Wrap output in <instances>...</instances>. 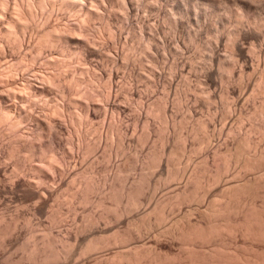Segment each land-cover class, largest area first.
Listing matches in <instances>:
<instances>
[{"label": "bare ground", "instance_id": "6f19581e", "mask_svg": "<svg viewBox=\"0 0 264 264\" xmlns=\"http://www.w3.org/2000/svg\"><path fill=\"white\" fill-rule=\"evenodd\" d=\"M163 1L0 0V196L34 201L27 213L35 219L56 201L46 215L56 224L61 199L101 207L57 235L42 225L41 238L40 221L27 218L23 239L4 238L23 257L3 264H264V117L253 124L257 141L232 125L250 116L252 93L264 94V0H171L167 13ZM228 23L234 28L225 34L219 28ZM167 29L179 35L167 37ZM190 75L204 86L184 80ZM179 83L192 106L214 103L220 87L227 118L220 128L214 111L191 114L199 118L179 132ZM261 112L264 97L254 115ZM141 142L151 144L132 153ZM96 155L122 159L99 178ZM183 159L189 169L180 170ZM130 169L138 172L129 177ZM184 204L181 218L163 225L168 207ZM14 216L0 212V245L17 227ZM173 241L176 252L163 250Z\"/></svg>", "mask_w": 264, "mask_h": 264}, {"label": "rangeland", "instance_id": "374dc122", "mask_svg": "<svg viewBox=\"0 0 264 264\" xmlns=\"http://www.w3.org/2000/svg\"><path fill=\"white\" fill-rule=\"evenodd\" d=\"M166 2V0H164L163 1V7L164 8H166L165 9V13H167L168 11H166V10H168L169 8H168V6H171V4H170V2L172 3L173 1H169V3H168V1H167V3H165ZM168 4H170V5H168ZM165 5V6H164ZM214 24H216V23H214ZM213 24V25H214ZM232 24V23H228V25L226 24L224 27H223V29H222V27H220L219 29H220V31H222V32H224V30H225V34H227L228 32H230V30L232 31V29L234 28V24H233V27L232 26H230V25ZM217 25V24H216ZM215 25V26H216ZM228 26V27H227ZM225 28V29H224ZM228 29H230V30H228ZM228 30V31H227ZM167 37H170V38H172L174 35L175 36H177V35H179V33L178 34H176L175 32H174V34H173V31H170V30H166V32L164 33ZM205 40H207V37L205 38ZM185 43V42H184ZM224 44H222L221 43V47H220V49H221V53L222 54H224V55H226V56H228L229 55V49L227 48L228 46L226 45V43L225 42H223ZM224 45V46H223ZM174 46H175V43H174ZM186 46H188L189 47V49L190 50H192L193 49V51H191V53L189 52V54H195V51H197L198 49H197V47H195L194 45H191L190 46V44H188L187 42H186ZM195 47V48H194ZM194 49H195V51H194ZM223 49V50H222ZM189 50V51H190ZM226 50V51H225ZM205 51V50H204ZM223 51V52H222ZM225 51V52H224ZM206 52V51H205ZM180 55V53H177L175 56H179ZM197 61H199V60H197ZM163 66V65H162ZM162 66H161V68H162ZM158 69H160V68H158ZM157 69V70H158ZM118 70V73H119V75L120 76H122L123 75V77H125L126 78V70H124L123 68H118L117 69ZM123 70L125 71V72H123ZM122 71V72H121ZM121 72V73H120ZM122 74V75H121ZM123 77H121V80H123L122 78ZM184 78V80H186V79H188V81L190 82V83H192V85L193 86H195L196 88L197 87H199V88H201V87H203L204 85L201 83V80L200 79H196V76H194V78H193V75H190L189 77H187V76H184L183 77ZM189 79H191V80H189ZM139 81H141V82H139ZM139 81H137L136 83L138 84V88L142 91V89H143V91L144 92H147V91H150L149 89V87H148V85L146 84V82H145V80H139ZM183 81V79L181 78V80L179 81V82H182ZM183 83V82H182ZM182 83H179V87H178V85H177V88H178V91H179V94H180V92L182 91V89H183V87H182ZM140 84V85H139ZM181 85V86H180ZM146 86V87H145ZM201 86V87H200ZM181 87V88H180ZM159 88V91H160V89L162 88V90H164L163 89V86H159L158 87ZM145 89V90H144ZM147 89V90H146ZM142 91V92H143ZM216 91H217V96L215 97V101H214V103H207V104H204V103H206V102H194V101H192L193 102V105H196V106H192V103L191 102H189L188 101V99H187V97L185 98V96H186V94H184L183 92H181V94H180V97H181V107H178V108H176V109H174L175 107H177L176 105H174V107H173V109H174V114L176 115V118H178L177 120L181 123V124H183V125H181V127H180V130H179V132L180 133H185L186 131V129H187V127L191 124V123H193L194 121H195V119H197V118H199L200 116H202V117H200L199 119H202L203 117L204 118H207V117H209V115H211V113L213 114V112L215 111V113H216V115H217V118H216V126H217V128H220L221 127V124L219 125V123L221 122L220 120H222V124H223V122H225L226 120H227V118H225V115H226V113H225V111H224V108H222L223 109V111H222V109H221V107H223V106H226V102H225V105L223 104L224 103V97H223V95H222V92H221V89H220V87L219 86H217L216 87ZM183 93V94H182ZM252 93V92H251ZM253 94V93H252ZM251 94V96H249L248 97V103H250V104H248V103H246V106H245V109H247V110H249V112H250V116H253V117H250V116H247L245 119H242L240 122H236V121H234V122H232V125L233 126H235L236 125V127H234V129H236V130H238V131H236V132H238L239 133V135H248L252 140L254 139L255 141H257V140H259L260 139V136H261V133L262 132H259V130H258V128H256L253 124H254V122H256V123H258V121L260 122V119H261V116H262V118L264 117L263 115H264V113L263 112H261L259 115H257V116H255L254 115V113L256 112V109H257V107H259V105H260V102L262 101V99H263V97H264V94L263 93H259V94H253L252 95ZM261 94V95H260ZM263 94V95H262ZM183 95H185L184 96V99H183ZM259 96V97H258ZM222 99H221V98ZM254 98V99H252V98ZM186 99H187V101H186ZM229 101L231 100V98H229L228 99ZM251 102H250V101ZM261 100V101H260ZM184 102H186L185 104H184ZM215 102H216V104H215ZM190 103V105H188ZM197 103V104H196ZM221 103H222V105H221ZM183 104V105H182ZM199 104V105H198ZM200 104H201V106H200ZM133 105H135V103H133ZM206 105H209L208 107L206 106ZM214 105V106H213ZM194 107V109L195 110H193V108L192 107ZM205 106V107H204ZM217 106V107H216ZM188 107H191V108H188ZM204 107V108H203ZM206 107H207V109H209V111H208V113H207V111H206ZM209 107H214L213 109L211 108V111H210V108ZM217 109H216V108ZM197 108V109H196ZM199 108V109H198ZM226 108V107H225ZM201 109V110H200ZM218 109L220 110V114H219V111H218ZM178 110V111H177ZM191 111V112H190ZM198 111H199V113H198ZM190 112V113H189ZM196 112V113H195ZM201 112V113H200ZM189 113V114H188ZM210 113V114H209ZM191 114H192V116H193V114H198L199 115V117H195V116H198V115H195L194 117H190L191 116ZM183 115V116H182ZM187 115H189V117L187 116ZM220 115L222 116V117H220ZM261 115V116H260ZM223 116H224V120H223ZM259 116H260V118H259ZM126 117H127V119H128V115H126ZM185 117V118H184ZM188 117V120L186 119ZM227 117V116H226ZM250 117V118H249ZM257 118L258 120H256L255 118ZM125 118V117H124ZM123 118V119H124ZM255 119V121H254V119ZM126 119V118H125ZM124 119V120H125ZM186 121H185V120ZM194 119V120H193ZM220 119V120H219ZM154 120H155V122H154V124H156L158 127H161V120H159V119H155L154 118ZM125 121H128L127 122V124L129 123V124H131L133 121L132 120H125ZM184 121L186 122V123H184ZM219 121V122H218ZM253 121V122H252ZM161 123V124H160ZM220 126H218V125ZM131 125H133V123L131 124ZM130 125V126H131ZM134 126V125H133ZM133 126H131V127H133ZM157 126H156V128H157ZM255 127V128H254ZM139 129H142V127L141 126H139L138 128H137V130H136V133L137 134H139L137 131L139 130ZM182 129V130H181ZM142 131V130H141ZM141 131H140V133H141ZM248 132V133H247ZM91 133H92V137H91ZM90 133V135H89V137H90V140H92V139H94L96 136V134L97 133H95V131H92ZM237 133V134H238ZM241 133V134H240ZM246 133V134H245ZM94 134V135H93ZM68 135V136H67ZM67 135H65V137H64V140L66 139V142H67V139H68V141L69 140H71L70 138H73L74 139V137H73V135H72V132L70 133V134H67ZM260 135V136H259ZM95 136V137H94ZM70 137V138H69ZM253 137V138H252ZM259 138V139H258ZM95 140V139H94ZM111 140H112V142H114L113 140H115V138L114 137H112L111 138ZM145 143H147V144H149L148 142H145ZM144 143V144H145ZM158 144L156 145V143L155 142H153V144H154V146H155V148L157 147V149H160V147H161V143L160 142H157ZM142 142L141 143H135L134 145H133V147L131 148L132 149V153L134 152V150H137V149H140V148H143L144 147V149H140L141 150V152L143 151V150H145L147 147L145 146V145H147V144H145L144 145ZM150 144H151V142H150ZM149 144V145H150ZM138 145V146H137ZM144 145V146H143ZM136 148H135V147ZM142 146V147H141ZM146 147V148H145ZM134 148V149H133ZM259 150H263L264 151V146H261V148H259ZM141 152H139V154L141 153ZM135 153L138 155V151H135ZM101 154V153H100ZM99 154V155H100ZM198 154V153H197ZM92 155V154H91ZM196 155V154H195ZM195 155H193V160L195 159L196 161H199L200 159H199V157H198V155L200 156V153L197 155V159H196V157H195ZM90 156V155H89ZM98 155H96L95 156V158H94V160H93V166L95 167V168H97V170L96 171H98L97 173H96V175H98L97 177H101V178H103L104 176L105 177H108V175H110L112 172H113V170L111 169V162H113L112 163V166H113V164H115V163H117L118 161H117V158H118V156L119 155H115V156H113V157H111V160L108 158L107 159V157L104 159L103 157H101V156H98ZM90 157H93V156H90ZM114 157H115V161H114ZM6 156L5 157H2L1 159H4V160H1L2 162L3 161H5L6 162V164H8L9 163V166H7V168H8V171H10V172H12L13 171V169H12V163H11V160H9L10 158L9 157H7L6 159ZM97 158V159H96ZM102 158V159H101ZM119 159H122V156H119V158H118V160ZM98 161V162H97ZM8 162V163H7ZM181 163H179L178 165H180L179 166V168L180 167H182V170H186V169H189V167L191 166V165H189V164H192V163H190L189 161H187L186 160V162H185V159H183V160H181L180 161ZM185 162V163H184ZM189 162V163H188ZM188 163V164H187ZM86 165H87V163H85ZM84 164V166H86ZM187 164V165H186ZM95 165H97L98 167H96ZM188 165H189V167H188ZM24 167H22L21 168V170L23 171V168H24V170H26V163L23 165ZM110 166V167H109ZM45 167H47V166H45ZM100 167V168H99ZM188 167V168H187ZM99 168V169H98ZM12 169V170H11ZM48 169V168H47ZM101 169V170H100ZM21 170L20 171H18L19 173L18 174H24L25 173V171L24 172H21ZM112 170V171H111ZM131 170V172L129 173V171ZM127 173H129V177H131V176H134V175H136V173L138 172L137 170H134V169H130ZM180 170H181V168H180ZM27 171V170H26ZM101 171V172H100ZM101 174H100V173ZM154 172V171H153ZM254 172V174H258L259 173V171L258 170H256V171H253ZM252 172V173H253ZM108 173H110V174H108ZM251 173V174H252ZM104 177V178H105ZM180 181H183L184 180V178H180L179 179ZM178 180V181H179ZM177 181V180H176ZM104 183L102 182V184L101 185H103ZM105 184H108V183H105ZM104 184V186L103 187H107V185H105ZM76 185V184H75ZM75 188H77L78 189V186H76ZM165 189H167V188H164V189H162L163 190V194L165 193ZM74 191H75V189H73ZM162 190H160V191H162ZM102 191V192H101ZM105 191L107 192V188H105ZM104 189L102 190V188H101V190L99 191L100 192V194L102 195V193L104 194ZM160 191L159 192H157V195L160 197V196H162V192L160 193ZM167 192V191H166ZM158 193H160V194H158ZM5 195V194H4ZM0 196V212H3L4 211V213L6 214V215H8V216H14V217H16V222H17V227L16 228H14V230H16V231H14L13 229H12V231H11V233L13 234L14 232V235H11V233L10 234H8V235H6L5 237H3V239L4 238H6V240L7 239H9L8 237H18L19 239H23V236H24V234H25V236L27 235V233L29 232V228H28V225H27V218H32L31 220H32V222H33V220L34 221H38V224H39V221H40V223L41 224H39V228L36 230V232H37V235H39V237L41 238V235H43V232L42 231H44V229L43 228H40V227H42V225H44V227H48V225H49V227L51 226V229H52V232H54V233H56V232H60L61 231V229H62V227H61V229H60V226H62V225H66V226H73L76 222L77 223H80V220L83 218L84 219V217H82V216H84V215H86L85 216V219L87 218V213L90 211V213L89 214H93V212L95 211H98L99 209H101V207L100 208H98V206L96 207L95 206V203L92 205V203L90 202H88L87 204H80V203H77V201L76 200H74V199H71V200H67V201H65V200H63V199H61V203L63 202V204H64V207H63V204H62V206H60L61 208H60V212L58 213V214H60L59 215V217L61 218V222H57V224H56V222L55 223H53V222H51V220H50V218L48 219V218H46L47 216L46 215H48V209L50 208L49 206L47 207H45L46 208V213L44 214V213H40L41 215H39V214H37V216H36V219H35V216H33V217H31L28 213H29V208L31 209V206H33V205H31V204H34V201L32 202V201H29V200H22V198H21V200H20V197H15V195H12L11 197L10 196H7L6 198H5V196ZM7 195V194H6ZM99 195V193L97 192H92V193H89V196H90V198L91 199H93L94 197H96V196H98ZM157 196V197H158ZM11 199V200H10ZM17 199V200H16ZM74 200V201H73ZM150 201V200H149ZM7 202V203H6ZM8 202H10V203H8ZM32 202V203H31ZM71 202V203H70ZM197 202V205L196 204H192L191 203V205L189 206V207H194V205H196V206H200V202L198 203V201H195L194 203H196ZM6 203V204H5ZM28 203V204H27ZM53 203H55V204H53ZM52 203V201H50V206H51V204H53V206H51V208L52 209H54V207H56V209H57V202L55 201V202H53ZM202 203V202H201ZM70 204V205H69ZM71 204H72V206H73V209H71L70 207H71ZM79 204V205H78ZM148 203H146L145 202V205L144 206H146ZM6 205V206H5ZM10 205V206H9ZM55 205V206H54ZM185 205V206H184ZM183 206L181 205L180 207H172V209L171 208H169L168 207V210H170V212L169 211H167L168 212V217H167V220H166V222H163L162 224L163 225H167V224H170L171 222H173V221H175V220H177V216H178V218H181V216H182V214L183 213H185V211L184 210H186V207H187V204H184ZM189 205V204H188ZM70 206V207H69ZM195 206V207H196ZM202 206V205H201ZM13 207V208H12ZM75 207V208H74ZM83 207V208H82ZM95 207V208H94ZM182 207H184V208H182ZM189 207H187V208H189ZM8 208V209H7ZM49 209V211H51L52 209ZM173 208H175V209H173ZM182 208V209H181ZM5 209H7V210H5ZM68 209V210H67ZM91 209V210H90ZM191 209V208H190ZM27 210H28V213H27ZM73 210V211H72ZM173 210V211H172ZM93 211V212H92ZM184 211V212H183ZM76 212V213H75ZM87 212V213H86ZM92 212V213H91ZM196 212L194 211L193 212V217L194 216H196V214H195ZM10 214V215H9ZM44 214V215H43ZM70 214V215H69ZM88 214V215H89ZM195 214V215H194ZM17 215H18V217H17ZM28 215H29V217H28ZM68 215V216H67ZM77 215V216H76ZM171 217V218H170ZM174 217V218H173ZM191 218H192V216H191ZM25 219V220H24ZM40 219V220H39ZM172 221H171V220ZM193 219V218H192ZM47 220V221H46ZM82 221V220H81ZM168 221V222H167ZM170 221V222H169ZM26 223V224H25ZM34 223H36V222H34ZM44 223V224H43ZM51 223V224H50ZM61 225H60V224ZM46 224V225H45ZM59 224V225H58ZM71 224V225H70ZM162 224H160V226H157V228L159 227H162L161 225ZM41 225V226H40ZM55 225V226H54ZM21 227V228H20ZM37 227H38V225H37ZM53 227V228H52ZM54 227H55V229H54ZM156 228V227H155ZM21 229V230H20ZM41 229H43V230H41ZM54 229V230H53ZM57 229V230H56ZM59 229V230H58ZM26 230H28V232L26 231ZM19 232H21V233H19ZM27 232V233H26ZM41 233V234H40ZM18 235H21V236H18ZM56 235H57V233H56ZM2 239V240H3ZM164 239V238H163ZM5 240V239H4ZM3 240V245H0V264H3L4 263V261L7 259H13V260H18L19 259V257H23V255H24V253H22V251L16 246V245H10L9 243H7V241L5 242ZM169 244V242H163L162 244H161V247L163 248V250H166L167 249V251H169V252H176L177 251V243H176V241L174 242L173 241V243H174V245H173V243L172 242H170V243H172V244ZM2 246V247H1ZM17 248H16V247ZM171 246V247H170ZM175 247V248H174ZM6 248H7V250H6ZM171 249V250H170ZM5 252V253H4ZM13 252V253H12ZM21 252V253H20ZM15 254H16V256H15ZM23 254V255H22ZM10 255V256H9ZM21 255V256H20ZM77 256V255H76ZM264 256V255H263ZM262 256V257H263ZM7 257V258H6ZM262 257H261V259H262ZM76 258V259H75ZM264 258V257H263ZM6 260V261H7ZM73 260H77V257H75L74 256V258L72 257L71 258V260H70V263H71V261L74 263V261ZM5 261V262H6ZM263 261H264V259H263ZM18 264H28V261L26 262V260H21V261H19V262H17Z\"/></svg>", "mask_w": 264, "mask_h": 264}]
</instances>
